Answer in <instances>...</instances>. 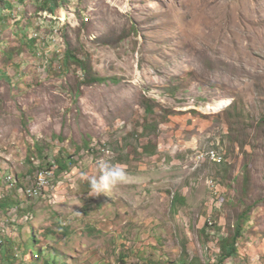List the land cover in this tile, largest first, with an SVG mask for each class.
Here are the masks:
<instances>
[{
    "label": "rangeland",
    "instance_id": "obj_1",
    "mask_svg": "<svg viewBox=\"0 0 264 264\" xmlns=\"http://www.w3.org/2000/svg\"><path fill=\"white\" fill-rule=\"evenodd\" d=\"M9 2L0 231L6 220L18 231L0 264L28 259L26 218L38 211L31 225L37 236L56 229L45 239L58 264H264V0H70L54 14L43 0ZM66 36L92 75L117 81L84 84L64 62ZM100 159L129 180L90 195L83 177L100 175ZM238 225V255L219 261Z\"/></svg>",
    "mask_w": 264,
    "mask_h": 264
},
{
    "label": "trees",
    "instance_id": "obj_2",
    "mask_svg": "<svg viewBox=\"0 0 264 264\" xmlns=\"http://www.w3.org/2000/svg\"><path fill=\"white\" fill-rule=\"evenodd\" d=\"M69 2H70V0H43V6L41 7V9L47 10L51 14H54V13H56L57 10L63 8L64 5L68 4ZM0 4H2L0 6V15H1L3 8L10 6V2H9V0H0ZM89 24H90V18H87V17L81 18V25L84 28H86ZM36 41L37 40L35 38H31L30 43H27V44H28V46H29V44H30V46H32V44L34 45ZM64 41H65V47H66L65 51H64L65 52L64 62L66 63V65L68 67L70 65H78L81 68V70H79V71L85 72L84 73V76H85L84 84H93L95 82L108 83L109 81H114V82L117 81L116 78H114V77L108 78V77L92 75L91 74L92 66L90 65V63L87 60H84L82 58V56H80L78 48L72 44L70 38L68 36H66V40L64 39ZM146 101L149 103H150V101L152 102V100H150L149 98ZM148 108H151L150 111L152 113L154 112V107L151 106L150 104L147 105V109ZM68 161L63 159V158L56 159L57 168H58L59 172L69 168V164L71 161L70 160H68ZM7 198H9L8 194H6V196L3 197L2 199L0 198V209H2L4 211L7 210ZM182 201H183L182 197L175 199V203H180ZM62 223H63L62 221L56 222V224L58 226H59V224L62 225ZM27 224L30 227L31 221L29 220L27 222ZM8 227L10 229V225ZM237 227L238 228H237V230L233 236H231L230 238L223 239L221 241L222 251H221V254L219 255L220 256L219 261L224 260V259L231 257V256L238 255V247H237L238 244L237 243H238L239 237L242 236V227H241V225H238ZM17 231H18V229L14 230V236L16 235ZM59 231L65 235L68 233V228L66 226H63L62 228H60ZM56 233H57L56 229H54L53 231H48V232L44 233L43 239L46 238V239L54 240L57 238ZM25 235H26V240L23 244L25 246H22L24 251H26V245H27L29 238H30L29 230H27L25 232ZM10 238L7 239V242L10 240ZM10 247H13V246H10ZM5 248H9V245H7V243L5 244ZM40 252H41V250L37 251L38 255L40 254ZM30 261L31 260H29V259H24L23 263H17V262L13 263V261L12 262L7 261V263L8 264H24V263L26 264L27 262H30ZM55 263H56V261L50 260V259H48L46 261V264H55ZM174 264H198V263H197V259H192L190 262L189 257L187 259L185 257H183L178 262H174Z\"/></svg>",
    "mask_w": 264,
    "mask_h": 264
},
{
    "label": "clouds",
    "instance_id": "obj_3",
    "mask_svg": "<svg viewBox=\"0 0 264 264\" xmlns=\"http://www.w3.org/2000/svg\"><path fill=\"white\" fill-rule=\"evenodd\" d=\"M225 106L226 105H220L221 109H219V110H223L225 108ZM208 109H209V111H208L209 113L219 111V110H214V109H210V108H208ZM211 158L216 159L213 152H211ZM219 162H221V160ZM97 164H98V167L100 170V175L98 177L97 176H91V177L84 176L83 177L84 179H86L88 181V183L90 185V188H91L90 195H93V194L99 195L101 193H107V191L110 188L116 186L117 184L128 182L129 173L127 172V170L124 166H122L120 164H114V163H111L110 161H105L103 159L98 160ZM15 186H19V184H16ZM5 188L6 187L3 186V189H5ZM36 189L32 190V193L34 195H37L36 192H39V190L36 191ZM21 191H23V188H21ZM103 199L104 198L102 197V195L95 197L96 202L99 204L102 203V205H104V202L102 201ZM15 211L16 210H13L11 212L10 218L12 220L14 219V212ZM41 212L38 211L35 214L32 213L33 214L32 216H27V218H26L27 221H29V220L31 221L33 219L34 222H36L37 221L36 219L40 215ZM43 219H44V217H43ZM3 225H4L3 227H6V228L3 229L4 232L0 231V250L7 243V239L10 237L12 238L14 236V231L12 233L7 234V230H10L8 227L10 224L7 225V220ZM34 227H35V224L31 225L29 227L30 238H29V241L26 245V251L24 253V256L28 255V254L30 255V251H34V254L31 257L30 264H37L38 261L43 260V256H44V258H46L44 260L45 264H46V261L48 259L57 261L56 260L57 259V256H56L57 252L53 250V248H52L53 244L51 242H49L48 240L43 239L44 233L41 232L40 235L37 236L35 230L33 229ZM40 227L44 229V222L41 223ZM4 235H6V237H4ZM40 241H45V242L42 243L40 246H38V243ZM45 249H48V251H46ZM39 250H41V252L38 255L37 251H39ZM29 255H28V259H29ZM25 259H27V258H25ZM55 264H58V262H56Z\"/></svg>",
    "mask_w": 264,
    "mask_h": 264
},
{
    "label": "bare ground",
    "instance_id": "obj_4",
    "mask_svg": "<svg viewBox=\"0 0 264 264\" xmlns=\"http://www.w3.org/2000/svg\"><path fill=\"white\" fill-rule=\"evenodd\" d=\"M220 105H224V103L223 102L219 103V104L217 103V105L215 107L211 105L210 109L219 110V109H221Z\"/></svg>",
    "mask_w": 264,
    "mask_h": 264
}]
</instances>
